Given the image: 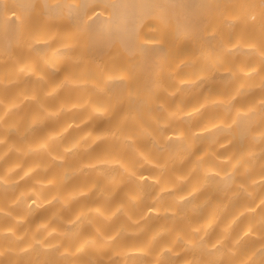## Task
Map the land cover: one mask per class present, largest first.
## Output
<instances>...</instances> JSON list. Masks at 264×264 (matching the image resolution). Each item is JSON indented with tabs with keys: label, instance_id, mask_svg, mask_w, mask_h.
<instances>
[{
	"label": "bare ground",
	"instance_id": "1",
	"mask_svg": "<svg viewBox=\"0 0 264 264\" xmlns=\"http://www.w3.org/2000/svg\"><path fill=\"white\" fill-rule=\"evenodd\" d=\"M0 264H264V0H0Z\"/></svg>",
	"mask_w": 264,
	"mask_h": 264
}]
</instances>
